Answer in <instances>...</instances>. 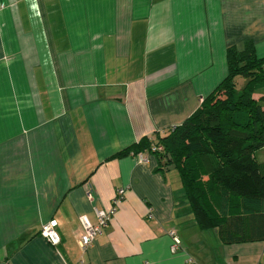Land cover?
<instances>
[{"label": "crops", "instance_id": "crops-1", "mask_svg": "<svg viewBox=\"0 0 264 264\" xmlns=\"http://www.w3.org/2000/svg\"><path fill=\"white\" fill-rule=\"evenodd\" d=\"M214 32L219 54L250 41L264 56V0H0V264H264V241L225 246L197 228L155 154L110 159L199 107L191 58ZM118 192L81 251L78 219L95 224ZM49 221L55 246L39 235Z\"/></svg>", "mask_w": 264, "mask_h": 264}, {"label": "trees", "instance_id": "trees-1", "mask_svg": "<svg viewBox=\"0 0 264 264\" xmlns=\"http://www.w3.org/2000/svg\"><path fill=\"white\" fill-rule=\"evenodd\" d=\"M227 74L199 107L166 135L141 138L110 159L161 145L163 168L180 180L181 205L201 231L225 246L264 241V56L247 41L226 48ZM245 81L241 88L235 77ZM260 94L255 98V94Z\"/></svg>", "mask_w": 264, "mask_h": 264}, {"label": "built area", "instance_id": "built-area-1", "mask_svg": "<svg viewBox=\"0 0 264 264\" xmlns=\"http://www.w3.org/2000/svg\"><path fill=\"white\" fill-rule=\"evenodd\" d=\"M161 152H163V147L161 145L151 144L147 152L138 153L137 155H130L134 156L139 163H145L146 154H157ZM121 195V192L117 193L115 199L112 201L111 208L107 211H99L94 209V215L96 219L95 224H90L85 217H80L78 219L80 232L77 238V244L81 251L87 249L102 233V230L108 225L117 205L120 202ZM87 197L88 199L91 198L90 192L87 193ZM55 226L56 224L54 221H49L45 225H42L39 230V235L51 246H55L59 242V237L55 231ZM168 236L171 239L170 252L171 254H177L179 251H181V244L176 231L170 230L168 232Z\"/></svg>", "mask_w": 264, "mask_h": 264}, {"label": "rangeland", "instance_id": "rangeland-1", "mask_svg": "<svg viewBox=\"0 0 264 264\" xmlns=\"http://www.w3.org/2000/svg\"><path fill=\"white\" fill-rule=\"evenodd\" d=\"M204 11L198 7V5L194 4L191 6L186 13L187 14H193L196 18H201L202 13ZM235 17H240L239 15ZM226 20L227 23L231 20H233V16H229L228 14L226 15ZM239 20V19H238ZM220 37L217 32L212 33V42H213V47L208 48V54H201L200 49H198V52L195 53L192 58V69L193 72L201 75L200 80L201 82H204V85L202 87L201 85V90L206 91L205 95H208L210 91H212L218 84L219 82L226 76L227 72V64H226V54L225 52H221L219 54V46H218V38ZM221 50V49H220ZM176 58L178 59V55L176 53ZM220 62V64H219ZM198 63L202 65V67L198 66ZM222 69V70H221ZM235 83L238 88H241L244 85V79L240 76L235 77ZM258 93L255 94V98L258 97ZM262 156L263 154H258L257 158L259 160H263ZM186 209V208H185Z\"/></svg>", "mask_w": 264, "mask_h": 264}]
</instances>
